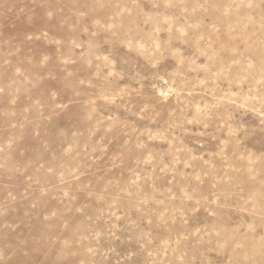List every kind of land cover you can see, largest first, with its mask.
<instances>
[{"label": "rangeland", "instance_id": "1", "mask_svg": "<svg viewBox=\"0 0 264 264\" xmlns=\"http://www.w3.org/2000/svg\"><path fill=\"white\" fill-rule=\"evenodd\" d=\"M0 264H264V0H0Z\"/></svg>", "mask_w": 264, "mask_h": 264}]
</instances>
